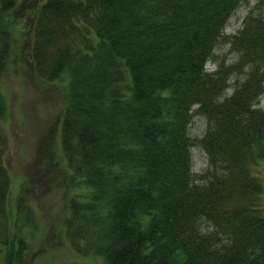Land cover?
Returning <instances> with one entry per match:
<instances>
[{
	"label": "trees",
	"instance_id": "16d2710c",
	"mask_svg": "<svg viewBox=\"0 0 264 264\" xmlns=\"http://www.w3.org/2000/svg\"><path fill=\"white\" fill-rule=\"evenodd\" d=\"M0 0V77L11 30ZM243 0H44L27 49L36 76L70 74L61 150L70 198L62 221L69 247L107 264H264V14L248 15L230 43L232 65L208 72L223 28ZM264 3V0H261ZM226 95L232 72L244 71ZM207 125L200 144L208 167L191 171L188 125ZM6 105L0 92V121ZM0 132V264H29L25 240L7 213L10 178ZM260 177V176H259ZM205 221L211 229L202 231Z\"/></svg>",
	"mask_w": 264,
	"mask_h": 264
},
{
	"label": "rangeland",
	"instance_id": "374dc122",
	"mask_svg": "<svg viewBox=\"0 0 264 264\" xmlns=\"http://www.w3.org/2000/svg\"><path fill=\"white\" fill-rule=\"evenodd\" d=\"M44 0H19L15 8L3 16L11 30L10 53L7 66L0 77V92L6 105L0 132L7 138L3 165L10 178L7 197V213L14 232L25 240L24 260L29 264H107L102 256L80 255L68 245L62 226L68 214L67 201L75 198L86 201L91 189L82 184H69L70 169L61 150L62 113L68 100L69 72L55 81L39 79L33 69L27 49L31 44L33 16ZM264 14L261 0H243L232 12L223 28V37L206 61L208 72L216 70L218 63L232 65L239 53L230 39L243 27L250 14ZM244 71L229 75L225 91L232 93L236 81L242 80ZM193 106L188 134L191 171L197 176L208 167L207 155L200 144L206 130V119L196 113ZM264 107V92L254 103ZM263 186L259 205L264 214V163L254 169ZM260 176V177H259ZM202 231L210 230V224L202 221Z\"/></svg>",
	"mask_w": 264,
	"mask_h": 264
}]
</instances>
